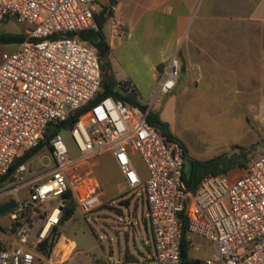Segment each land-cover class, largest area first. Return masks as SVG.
Listing matches in <instances>:
<instances>
[{
    "label": "built area",
    "instance_id": "obj_1",
    "mask_svg": "<svg viewBox=\"0 0 264 264\" xmlns=\"http://www.w3.org/2000/svg\"><path fill=\"white\" fill-rule=\"evenodd\" d=\"M95 5V0H0V20L13 17L31 26L13 50L1 55L0 176L44 141L48 127L79 112L71 127L50 137L45 153L17 166L14 175L22 176L12 186L0 188V198L29 188V196L15 199L8 211L12 223L19 221L18 243L0 249V264H41L36 244L60 224L68 199L83 213L100 204L92 173L79 169L103 152L112 154L127 189L144 188L153 252L137 264H182L183 211L187 230L212 241L213 254L203 264H264V153L250 159L236 178L206 174L195 189H187L181 179L182 145L165 139L147 121L148 108L101 97L96 48L68 34L98 28ZM112 27L118 31L117 22ZM178 73L172 56L155 92L171 90ZM124 89L130 93L134 86L126 81ZM65 132L78 158H71ZM136 153L145 165L144 177L133 163Z\"/></svg>",
    "mask_w": 264,
    "mask_h": 264
},
{
    "label": "rangeland",
    "instance_id": "obj_2",
    "mask_svg": "<svg viewBox=\"0 0 264 264\" xmlns=\"http://www.w3.org/2000/svg\"><path fill=\"white\" fill-rule=\"evenodd\" d=\"M152 1L95 0V12H98L103 6L112 9V13L108 15L102 26L106 40L112 35V20L118 21L125 28L131 27L133 29L131 38L124 46L128 50L125 55L122 52L123 47L117 46L111 48L100 59L101 69L107 83L122 82L127 76V69L132 72H140L141 56L137 52L141 48V34L144 25H152L151 30L145 32L150 46L148 51H150L151 45L160 46L165 40L163 37L165 30L161 29L159 25L174 26L177 22L175 15L168 13V7L153 6ZM27 27L31 26L25 22H19L13 17L0 20V30L5 32L24 33ZM166 33H169L168 30ZM16 45L17 43L0 42V63L2 53L13 50ZM149 53L151 54H149L150 58L154 57L153 53ZM128 63L130 70L124 68ZM182 89L183 87L179 85L175 90L176 98L183 100V103L180 106L176 105L175 108L169 106L170 97L157 94L150 86H145V88L136 91L135 99L146 104L152 114L166 121L170 130L184 145L187 150V156L183 158L186 177L190 172L191 159L204 162L219 154H230L234 151L232 148L234 143L245 148L247 162L250 158L257 157L264 151V112L262 114L257 112L259 114L257 119L255 116L248 118L254 138V142L249 143L250 138L246 137L241 126L242 122L233 119L229 112L221 110V104L210 102L211 97L206 95L207 93L211 94L208 90L200 89L202 96H199V101L195 103L192 96H187V99L184 98L185 95L189 94V91L184 88L185 93H183ZM215 105L217 109H214ZM255 113L253 112L254 115ZM63 140L71 158H78L79 153L69 133H63ZM46 149V147H41L32 157L45 153ZM133 163L140 175L144 177L146 168L137 153L133 158ZM37 168L38 170L41 169L39 166ZM79 170L82 172L85 170L92 171L93 175L100 178L97 195L101 202L87 213H83L76 206L74 214L59 226V232L73 238L77 244L65 264H137L143 257L149 255L150 249L153 251L152 235L151 233L150 235L147 234L144 222L147 208L143 186L136 189L121 190L122 177L113 164L109 152H103L86 159L80 165ZM240 170L235 168L228 171V175L231 178H236ZM201 172V168H198L196 176ZM21 176L20 173L17 176L13 174V179L2 184L0 188H9ZM28 196L29 188L21 187L16 195L2 196L0 203L11 198L25 199ZM48 203L51 204L52 201ZM36 222L38 224L39 220L36 219ZM147 222L149 224L148 220ZM12 225L8 212L0 215V244L4 247L14 246L18 243L16 231L14 233L11 231ZM30 234H33V230L30 231ZM149 236L150 238H148ZM29 239L32 244L36 243L32 237ZM64 250V257H66L68 251L66 248ZM211 250V246H201L194 250V255L202 260ZM128 253H131L136 260L126 259ZM58 258L57 251H53L52 248L48 257L40 254L38 261L41 264H49L50 262L53 264Z\"/></svg>",
    "mask_w": 264,
    "mask_h": 264
},
{
    "label": "crops",
    "instance_id": "obj_3",
    "mask_svg": "<svg viewBox=\"0 0 264 264\" xmlns=\"http://www.w3.org/2000/svg\"><path fill=\"white\" fill-rule=\"evenodd\" d=\"M152 5L168 7V13L175 15L177 22L174 26L159 25L165 30V40L160 46L151 45L150 51L145 32L151 30L152 25L142 27L141 48L136 51L141 56L140 72H132L128 63L124 68H129L130 71L127 69V76L122 82L132 83L136 91L145 86L153 87L156 91L167 61L176 56L179 73L175 85L171 90L160 93L170 97L169 106L175 108L183 103L182 99L176 98L175 90L179 85L189 91L184 98L192 96L195 103L199 101V96H202L200 89H206L211 93L206 94L211 97L210 102L221 104V110L229 112L233 119L242 122L243 131L246 137L250 138L248 142H254L248 118L255 116L257 119V112H264V0H153ZM115 22L118 23V31H113L111 22L112 35L107 42L110 49L123 47L122 52L125 55L128 50L124 46L131 38L133 29ZM167 30L169 33L165 34ZM149 52L153 53L154 57L150 58ZM183 89L182 92L185 93ZM214 109H217L216 105ZM253 112H256L255 115ZM235 144L237 143L233 145ZM110 155L122 177L121 190H125L127 188L123 175L111 153ZM245 167L235 165L228 171L239 168L240 176ZM228 171L225 173L228 174ZM92 176L98 189L100 178L93 173ZM144 222L147 234L150 235V225L146 218ZM188 238V258L191 259L189 264L194 261L203 264V261L213 254L212 241L208 237L190 232ZM76 246L73 238L61 232L53 246V251H57L59 255L53 264H65ZM201 246L212 248L202 260L194 255V250ZM64 248L68 251L66 257ZM152 252L150 249L149 255ZM126 259L136 260L131 253H128Z\"/></svg>",
    "mask_w": 264,
    "mask_h": 264
},
{
    "label": "trees",
    "instance_id": "obj_4",
    "mask_svg": "<svg viewBox=\"0 0 264 264\" xmlns=\"http://www.w3.org/2000/svg\"><path fill=\"white\" fill-rule=\"evenodd\" d=\"M112 13V9H109L106 6H103L99 9L98 12L94 13V18L96 20L97 29H85L78 32H69V35L77 36L79 39L86 41L88 44L94 46L100 56V59L104 57L109 52V44L106 40V37L102 31V26L108 17ZM24 33H11L0 30V42L3 43H19L24 39ZM102 74V89L103 92L100 94L101 97L106 95H112L115 98L123 100L127 105L130 106H138L141 109H146L147 105L140 103L137 99H135L136 90L133 89L130 93H126L124 89L125 82H111L107 83L104 72L101 69ZM79 112H77L74 116H71L69 119L63 122H57L51 127L47 128V132L45 134V139L42 141L38 147L27 150L23 152L15 161L11 164L8 171L0 176V185L5 184L6 182L13 179V174L17 166L21 163L26 162L29 158H31L35 152H37L41 147H48V141L50 137L57 131H61L64 129H68L71 127L75 119L77 118ZM147 121L152 124L155 129L167 140H176L178 141L184 150V157L187 156V150L184 145L178 140V138L174 135V133L170 130L169 124L160 119L159 117L152 114L150 110L147 113ZM234 151L230 154L223 153L219 154L209 160L204 162H199L197 160L191 159V168L188 177L185 176L184 172V160L182 164V174L181 179L187 189H195L199 180L206 174H216L220 172H227L229 169L234 167L235 165L238 167H245L247 162V152L245 148L241 145L235 144L232 146ZM264 153V152H262ZM201 168L202 172L196 176V170ZM76 210V203L73 199L69 198L66 204V207L63 210L62 217L60 220V224L57 227H53L51 232L47 235L45 239L36 244V251L44 256H49L51 250L56 243L57 239L60 236L59 226L63 224L66 220H68ZM183 224L181 229V261L182 264H189L191 259L188 258L189 251V231L187 230V223L185 212H182ZM19 224V221L14 222L11 228L12 233L16 231V225ZM0 244V249H5Z\"/></svg>",
    "mask_w": 264,
    "mask_h": 264
},
{
    "label": "water",
    "instance_id": "obj_5",
    "mask_svg": "<svg viewBox=\"0 0 264 264\" xmlns=\"http://www.w3.org/2000/svg\"><path fill=\"white\" fill-rule=\"evenodd\" d=\"M16 205L15 199L11 198L3 203H0V215L7 213L10 211L12 208H14ZM198 261H194L191 264H198Z\"/></svg>",
    "mask_w": 264,
    "mask_h": 264
}]
</instances>
